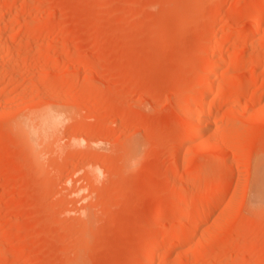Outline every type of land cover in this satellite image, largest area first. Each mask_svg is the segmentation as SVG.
<instances>
[{
	"label": "rangeland",
	"instance_id": "374dc122",
	"mask_svg": "<svg viewBox=\"0 0 264 264\" xmlns=\"http://www.w3.org/2000/svg\"><path fill=\"white\" fill-rule=\"evenodd\" d=\"M216 1L0 0V264H264V0Z\"/></svg>",
	"mask_w": 264,
	"mask_h": 264
},
{
	"label": "bare ground",
	"instance_id": "6f19581e",
	"mask_svg": "<svg viewBox=\"0 0 264 264\" xmlns=\"http://www.w3.org/2000/svg\"><path fill=\"white\" fill-rule=\"evenodd\" d=\"M218 1V3H219V1L220 0H217ZM216 1V2H217ZM261 1V0H260ZM263 1V0H262ZM221 2V1H220ZM262 5V4H261ZM219 8V7H218ZM216 11H218V9L216 8ZM215 11V12H216ZM259 19V18H258ZM256 20V22L254 23L253 22V24L251 25V28H249L250 29V32H248L253 38H255V37H257L256 35H257V32L258 31H260V27H258L259 25V20ZM262 22V21H261ZM263 23V22H262ZM249 31V30H248ZM261 31H262V29H261ZM260 31V32H261ZM245 32V31H244ZM243 32V33H244ZM245 34V33H244ZM247 36V35H246ZM250 36V37H251ZM249 37V36H248ZM255 40V39H254ZM257 40V39H256ZM212 41V40H211ZM209 42V44L210 43H212V42ZM227 41V40H226ZM208 44V45H209ZM234 46V45H233ZM212 48H213V50H214V55L213 56H209L208 55V57L206 58L207 59V62L206 63H208L209 65H208V67H205L206 69H207V71L206 72H204L203 70H205V69H202V71L205 73V76H204V74H203V76L204 77H206V76H216V75H218V73H219V70H220V67L221 66H224V65H226L227 63L229 64V58L227 57V54L226 55H224L223 54V50H224V43H223V41H220V40H216V42H214L213 44H212V46H211ZM225 47H226V45H225ZM209 48V47H208ZM208 52V51H207ZM225 52V51H224ZM236 52V51H235ZM227 53V52H226ZM211 54V53H210ZM207 55V54H206ZM237 56H239V55H237ZM243 58H244V56H243ZM243 58H242V60H240V62H244V60H243ZM246 58V57H245ZM236 59V58H235ZM256 59V58H255ZM249 61V60H248ZM232 62H234V61H232ZM247 62V61H246ZM238 63V62H237ZM236 63V64H237ZM241 63V64H242ZM251 63H252V60H251ZM256 63V62H255ZM246 64V63H245ZM244 64V65H245ZM230 65V64H229ZM238 65V64H237ZM231 68H233V64H231V66H230V69ZM235 69V68H234ZM231 71H232V69H231ZM233 72V71H232ZM234 73H236V72H234ZM202 76V75H201ZM200 77V76H199ZM198 77V80L197 79H195V82H196V80H197V82H196V85H195V82H194V87L196 88L197 86L199 87L200 85H204L205 84V80H204V77H201V79ZM255 81V80H254ZM209 81H207V83H208ZM247 82V81H246ZM211 83V82H210ZM209 84V83H208ZM220 85V84H219ZM207 86V85H206ZM194 87H192V88H194ZM200 87H202V86H200ZM200 87H199V89H200ZM221 87V86H220ZM236 87V86H235ZM205 88V87H204ZM209 88V87H208ZM226 87H224L223 89H225ZM199 89H198V91H199ZM196 90V89H195ZM204 90H206V88L205 89H203L201 92H203L202 94H201V92H199L198 93V91H197V93L198 94H196V96L195 97H197V99H198V101H199V98H203L202 99V109H201V111H200V115L201 116H207V114H209V112L210 111H212V108H213V105L214 104H216V102L217 101H219L220 99H222L221 97H219L220 96V94H219V92L217 93V95L211 100V102L210 103H207V101H204L205 100V98L207 97V96H209L208 94H209V92H211L210 90H206V91H204ZM218 90V89H217ZM194 91V90H193ZM209 91V92H208ZM234 91V90H233ZM195 92V91H194ZM222 92H224V91H222ZM236 92V91H235ZM193 93V92H192ZM237 93V92H236ZM222 94V93H221ZM224 94V93H223ZM193 95V94H192ZM211 95V94H210ZM194 98V97H193ZM192 97H191V99H193ZM220 98V99H219ZM195 99V98H194ZM193 99V100H194ZM196 101V100H195ZM189 102H191V100L189 101ZM197 102V101H196ZM196 102H194V103H196ZM199 103V102H198ZM218 103V102H217ZM61 106V105H60ZM196 106V105H195ZM49 107V106H48ZM47 106H46V108H43V109H41V111L39 112V113H37V114H35V116H34V119H33V117L32 118H30V117H25V118H22L21 120H20V123H19V126H20V128L23 130V132L25 133V134H29V136H30V138H31V140H32V143H33V145L35 146L36 144H38V141H39V139L40 140H42V141H45V140H48L49 138H51L52 137V135H53V133H55V131H56V129L58 128V126H59V124L61 123V121H62V118H63V114L64 113H62L61 111H59V110H57V109H54L53 107L52 108H48ZM190 107H192V106H190ZM56 108V107H55ZM185 109V108H184ZM184 112V111H183ZM185 112H186V109H185ZM68 113V112H67ZM199 116V115H198ZM69 118V117H68ZM184 119H186L187 121L186 122H188V121H190V122H192L193 123V127H192V129H191V132L193 133V135H195L196 134V136H200V132L201 131H203V130H205L207 127H208V123L205 125V126H203L202 124V122H201V119H199L198 117H197V113H195V111H193V110H188L187 111V113H185V118ZM34 120L36 121V124H34L35 122H34ZM204 127H206V128H204ZM198 136V137H199ZM201 138V137H200ZM198 139V138H197ZM33 146V147H34ZM216 151H217V149H216ZM219 151V150H218ZM221 151H222V149H221ZM220 151V152H221ZM224 151V150H223ZM220 152H219V154H220ZM222 153V152H221ZM224 154V153H223ZM223 156V155H222ZM262 159V158H261ZM260 159V160H261ZM259 160V164H258V166H257V171H256V180H255V186H254V195H253V199L254 200H252L253 202H254V204L257 206V207H259V208H262L263 210H264V158L262 159V161H260ZM204 168V167H203ZM201 170H202V165H201ZM205 170V169H204ZM200 171V170H199ZM201 172V171H200ZM199 172V173H200ZM196 173H198V172H196ZM196 175V174H195ZM207 175V174H206ZM219 175H220V173H219ZM218 175V176H219ZM202 176V175H201ZM220 177H221V175H220ZM225 178V177H224ZM225 179H227V178H225ZM224 179V180H225ZM230 180V179H229ZM227 182V181H226ZM225 183V182H224ZM237 183V182H236ZM233 184V183H232ZM219 187H221L220 185H219ZM219 187H217V185L216 186H214V187H209V189L207 190L209 193H210V191H212V190H218V188ZM216 190V191H217ZM207 193V192H206ZM204 195V194H203ZM183 203V202H182ZM183 204H185V203H183ZM185 206H187V201H186V205ZM185 208V207H184ZM186 209V208H185ZM184 210V209H183ZM164 213H165V211H164ZM160 214V213H159ZM161 215H163L162 214V211H161V214L158 216V217H160ZM163 217V216H162ZM161 218V217H160ZM191 218V217H190ZM159 219V218H158ZM188 220V219H187ZM185 222L183 221L182 222V224H184ZM189 223V222H188ZM187 224V223H186ZM186 224H184V225H186ZM195 224V223H194ZM189 225H191V224H189ZM179 226H181V225H179ZM183 226V225H182ZM181 226V227H182ZM181 227H179V229L181 228ZM187 227V226H186ZM191 227H193L192 225H191ZM184 228V227H183ZM182 228V229H183ZM166 237V238H165ZM165 237H162L163 239H159L158 238V240L157 241H155V244H154V241H153V247H151L150 249L151 250H149V253L150 254H148L149 255V257H148V259H150L149 260V263L148 264H155L156 263V251L160 248V247H162V245H166V244H168L167 243V241H169L170 240V238H169V236L167 237V236H165ZM169 239V240H168ZM154 240V239H153ZM155 240H156V238H155ZM151 241H152V239H151ZM166 243V244H165Z\"/></svg>",
	"mask_w": 264,
	"mask_h": 264
}]
</instances>
